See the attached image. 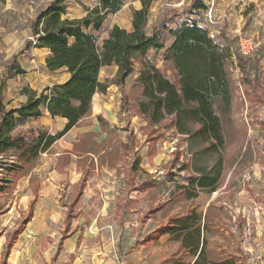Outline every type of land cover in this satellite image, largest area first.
Masks as SVG:
<instances>
[{"label": "rangeland", "instance_id": "rangeland-1", "mask_svg": "<svg viewBox=\"0 0 264 264\" xmlns=\"http://www.w3.org/2000/svg\"><path fill=\"white\" fill-rule=\"evenodd\" d=\"M50 1L0 0V101L7 108L25 102L26 89L40 92L68 76L64 70L47 69L48 50L28 45L33 38L34 17ZM190 3L191 0H151L147 31L170 18L178 19L179 23L194 18L196 15L186 12ZM95 4L96 0H70L67 15L82 17ZM209 4L208 11L197 18L210 36L238 49L241 38H250L256 44L252 55L259 59L256 69L251 71V85L244 84L237 60L238 69L233 58L227 63L233 99L230 113L221 115L223 143L217 139V144L198 140L188 144L187 137L169 130L152 152L145 134L146 123L135 114L136 70L122 85L112 84L106 92L94 96L92 112L81 123L89 132L78 134V142L74 141L76 135L58 139L40 155L28 175L0 190V255L7 232L24 226L30 218L36 187L38 198L33 217L37 215L39 220L37 233L53 235L59 226L64 228L67 205L75 192L73 184L82 176L78 160H83L89 178L72 226L84 225L87 232L96 229L91 235L93 243L108 257L130 264L137 251L152 246L165 249L163 261L170 264L178 241L167 239L166 233L151 232L158 222L166 223L169 216L194 209L206 221L211 257L232 256L237 264H264V0H211ZM141 7L142 0H126L117 13L107 16L102 35L114 24L131 29L133 9ZM170 43L168 40L167 44ZM165 52L166 48L152 50L149 57L173 78L174 69L164 60ZM19 68L26 72L18 74ZM116 72V64L105 66L101 79H111ZM239 94L244 98L243 105ZM61 122L45 114L33 125L46 126L58 133L65 127ZM75 144L93 153L80 159L74 151ZM204 145L210 149L196 157L194 151ZM67 152L71 154L70 161L64 155ZM218 158L222 160V171L216 190L195 188L187 180L189 171L181 170L185 163L211 168ZM178 184L187 185L196 195L187 197L184 190H178ZM163 204L165 207L156 214L149 212L150 207ZM41 224L45 225L42 229ZM28 225L29 222L25 229ZM59 236L61 240L62 234ZM45 245L39 247L36 259L42 260Z\"/></svg>", "mask_w": 264, "mask_h": 264}, {"label": "trees", "instance_id": "trees-1", "mask_svg": "<svg viewBox=\"0 0 264 264\" xmlns=\"http://www.w3.org/2000/svg\"><path fill=\"white\" fill-rule=\"evenodd\" d=\"M209 1L191 0L186 12L196 15L194 18L180 23L178 19L170 18L154 25L148 32L151 0H142V7L133 9L131 29L114 24L105 36L102 32L107 16L117 13L126 0H96L95 6L88 7L87 13L79 18L67 15L70 0H52L37 12L31 25L33 38L28 45L49 50L47 69L50 72L64 70L69 77L40 92L26 89L27 99L19 106L7 108L0 101V190L4 185L15 184L19 178L28 175L42 153L78 126L92 112L97 93L106 92L112 84L122 85L136 70L134 87L138 89V101L135 114L146 123L145 134L152 152L169 130L180 137H187L188 144H193V140L217 144V139L223 143L221 115L230 113L233 99L227 71L232 49L244 75L245 85L253 83L251 71L256 69L259 59L253 55L243 57L234 44H221L210 36L197 18L208 11ZM170 23H176L177 27H171ZM168 40L170 44H167ZM164 48V60L171 63L174 69L173 78L163 73L149 57L152 50ZM112 64L117 66L115 77L102 80V69ZM25 72L19 68L17 73ZM252 86L255 91V86ZM239 101L244 104L241 94ZM46 112L52 117L67 119L62 131L54 134L45 126L33 125V121ZM30 123L32 126H28ZM75 146L74 151L80 159L93 153L92 150L80 149V144ZM209 149L210 146L204 145L194 154L197 157ZM179 153L177 151L178 158ZM64 155L70 161V152ZM82 161L78 160L82 176L73 184L75 192L67 205L62 239L68 236L71 224L78 216L76 207L89 178V170H85ZM221 166L222 160L218 158L211 168L185 163L181 170L189 171L187 180L195 188L213 187L216 190ZM177 188L184 190L187 197L196 195L185 184H178ZM34 193L30 218L24 226L7 232L0 264L8 263L13 242L33 217L38 187ZM164 207V204L152 206L149 212L155 214ZM207 230L204 216L192 209L182 215L169 216L167 222L151 234L166 233L171 240L179 242L170 264H237L232 256L211 257Z\"/></svg>", "mask_w": 264, "mask_h": 264}, {"label": "crops", "instance_id": "crops-1", "mask_svg": "<svg viewBox=\"0 0 264 264\" xmlns=\"http://www.w3.org/2000/svg\"><path fill=\"white\" fill-rule=\"evenodd\" d=\"M37 49H46V48H37ZM68 77L69 74L67 78ZM45 114H49V113L46 112ZM86 117L87 116H85L81 120L78 126H74L64 136L68 135L69 137H74V135H76L74 137V141L78 142L79 140L76 139L78 134L81 133L82 135L84 133L89 132V130L85 127V125L81 124ZM57 118L63 121L61 123L64 124V126L66 125L67 119L62 117H57ZM38 222L39 220L37 218V215L36 217H33L31 221H29L28 227L24 229V231L20 234L18 240L14 243V246L12 247L11 253L8 257L7 264H125L124 260L121 262L119 260L116 261L112 257L111 258L108 257L106 253L102 252V249H99L97 246L94 245L95 244L93 243L94 238L91 237V235L93 236L96 232L95 231L96 229L94 227H92V230L93 228L95 229L93 230V232H87L84 229L85 228L84 225L72 226L73 224L72 222L70 231L68 232V236L62 239L63 232L65 230V223H64V228L62 226H59L58 231H56L53 235L49 233L43 235L41 233L39 234L37 233ZM160 224L161 223L158 222V224L154 227V230L157 227H159ZM44 226H45L44 224H41L40 228L42 229L44 228ZM60 233L62 234L61 240L59 236ZM165 235L167 239H170L169 234H165ZM48 236L51 238L50 241L46 242L45 239ZM42 244H46L43 250V254H44L42 257L43 261L36 259V254H38V249ZM144 246L145 245H143L142 247ZM178 248H179V242H178L177 250ZM165 253H166L165 249L158 250V248L152 246H150V249L144 250L142 248L141 250L137 251V253L134 254L135 256L130 260V264H160L164 259H166ZM1 256L2 255H0V261H1Z\"/></svg>", "mask_w": 264, "mask_h": 264}, {"label": "built area", "instance_id": "built-area-1", "mask_svg": "<svg viewBox=\"0 0 264 264\" xmlns=\"http://www.w3.org/2000/svg\"><path fill=\"white\" fill-rule=\"evenodd\" d=\"M240 49H239V52L240 54L243 56V57H248L250 55H252V53L254 52L255 50V47H256V44H254L253 40L248 38V39H240ZM232 58L235 62V67L236 69H238V66H237V56H236V53L233 51L232 49Z\"/></svg>", "mask_w": 264, "mask_h": 264}]
</instances>
